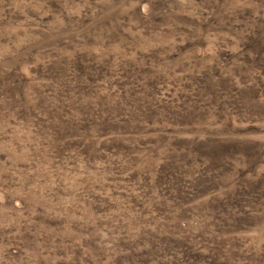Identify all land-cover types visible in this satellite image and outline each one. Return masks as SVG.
Masks as SVG:
<instances>
[{
	"label": "rangeland",
	"instance_id": "obj_1",
	"mask_svg": "<svg viewBox=\"0 0 264 264\" xmlns=\"http://www.w3.org/2000/svg\"><path fill=\"white\" fill-rule=\"evenodd\" d=\"M0 264H264V0H0Z\"/></svg>",
	"mask_w": 264,
	"mask_h": 264
}]
</instances>
